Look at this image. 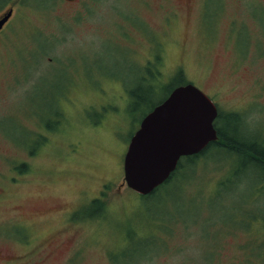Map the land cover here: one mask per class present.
I'll return each instance as SVG.
<instances>
[{
  "label": "rangeland",
  "instance_id": "rangeland-1",
  "mask_svg": "<svg viewBox=\"0 0 264 264\" xmlns=\"http://www.w3.org/2000/svg\"><path fill=\"white\" fill-rule=\"evenodd\" d=\"M10 1L0 264H264V174L253 162L212 148L193 165L181 158L182 180L156 196L123 185L131 136L179 83L213 100L222 130L246 109L252 130L238 133L263 135L264 56L249 43L248 58L235 57L246 44L227 38L236 8L198 25L196 0Z\"/></svg>",
  "mask_w": 264,
  "mask_h": 264
},
{
  "label": "water",
  "instance_id": "water-1",
  "mask_svg": "<svg viewBox=\"0 0 264 264\" xmlns=\"http://www.w3.org/2000/svg\"><path fill=\"white\" fill-rule=\"evenodd\" d=\"M0 18V29L10 18ZM217 109L197 87L188 83L171 90L140 121L123 157V185L145 196L164 183L178 160L201 152L216 141Z\"/></svg>",
  "mask_w": 264,
  "mask_h": 264
},
{
  "label": "flooded vegetation",
  "instance_id": "flooded-vegetation-1",
  "mask_svg": "<svg viewBox=\"0 0 264 264\" xmlns=\"http://www.w3.org/2000/svg\"><path fill=\"white\" fill-rule=\"evenodd\" d=\"M9 1L10 0H0V18L2 17V15L4 13H6L9 10H11V12H12L10 18L7 20L6 23H4V25L0 29V35L9 26V24H11V22H12L11 19L13 18V14H15L14 11L16 9L14 7V3H12V1H10V2ZM189 1H191V0H189ZM224 5H225V10H226V7L232 6V7L236 8V12H237L236 15L233 18H231L229 20V23H228V35H227L228 37L227 38L229 39L231 45L237 44L240 41H241V43H244V42L246 43L244 46V49H243L244 50L243 54L236 52L233 48L235 57H238V58L241 57V60L242 59L246 60L248 58V56H246V51L249 47V43L256 45V47L254 48L255 52L257 51L260 53L262 51V53L259 55L264 56L263 48H262V44H264V0H196L195 10H196V16L198 17L197 24L198 25L201 24L202 20L204 19L203 17H206V19H209L208 16H210V18H211L214 13L216 14L217 11H221L224 8ZM166 12H168V13H167V15L164 16V23L170 24L173 17L176 15L175 9H168V10H166ZM250 36L252 37L253 41L250 40ZM259 55L255 56V58L258 57ZM260 87H261V90L264 91V86L260 85ZM255 101L256 100H255L254 96H252L251 102H255ZM228 114L235 121V124L237 127V132H238V130H241V128H242V130H247V131L252 130L251 126H250V129L248 128V124H247L248 118L247 117H249V115L247 114L246 109L231 110L230 112H228ZM221 117H222L221 113L219 112V109H218L216 119H219ZM225 117H226V113H225ZM239 126H240V128H239ZM214 128L216 130L217 140L213 141L211 143H218L219 145H222V143H221L222 137H220L218 134V130L221 131L222 129L215 124H214ZM246 133L243 134L241 132L240 134L244 138L250 139V141L255 142V144H257V145L262 146L264 144V136H263L264 133H263V135L261 134L258 137L255 136L253 139L248 137V136L245 137L244 135ZM222 149H224V148H222ZM201 152H199L198 154H195V155L185 156L182 158L185 159L186 161H189V162H190L189 159L196 161L204 155V154L202 155ZM227 152L238 156L237 152H235V151H227ZM179 163H180V160L178 161L176 169L173 173H175L177 171ZM24 168H25L24 164L19 165V169H22L21 170L22 173H23ZM69 217H70V215H69ZM30 256H31V254L26 252L24 255H21L18 257L19 258H22V257L28 258ZM1 257L4 258L6 256L4 254ZM5 261L8 262V264H9L10 260L5 259Z\"/></svg>",
  "mask_w": 264,
  "mask_h": 264
},
{
  "label": "trees",
  "instance_id": "trees-1",
  "mask_svg": "<svg viewBox=\"0 0 264 264\" xmlns=\"http://www.w3.org/2000/svg\"><path fill=\"white\" fill-rule=\"evenodd\" d=\"M228 118H230V121L228 123L230 124L229 128L221 131L218 130L219 136L222 137V145H219L218 143H211L201 152L202 155L206 154L212 148H224L227 151H235L237 152L239 157H242L244 159L245 163L246 161H249L251 163L253 162V164L256 165L259 170H261V173L264 174V144L262 146L257 145L255 144V142L250 141V139L244 138L237 132L235 121L231 117ZM189 160V165H193L195 163V161H193L192 159ZM182 168L183 166H181V163H179L177 171L173 173L162 186L156 189L148 197L156 196L160 194L162 190L169 189L172 185L178 184L182 180V178H180V172L182 171ZM263 189L264 187H261L260 192H262Z\"/></svg>",
  "mask_w": 264,
  "mask_h": 264
}]
</instances>
